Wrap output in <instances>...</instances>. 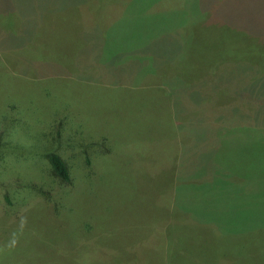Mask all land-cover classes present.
<instances>
[{"label":"rangeland","instance_id":"1","mask_svg":"<svg viewBox=\"0 0 264 264\" xmlns=\"http://www.w3.org/2000/svg\"><path fill=\"white\" fill-rule=\"evenodd\" d=\"M0 264H264V0H0Z\"/></svg>","mask_w":264,"mask_h":264},{"label":"trees","instance_id":"2","mask_svg":"<svg viewBox=\"0 0 264 264\" xmlns=\"http://www.w3.org/2000/svg\"><path fill=\"white\" fill-rule=\"evenodd\" d=\"M47 160L50 165L49 173L52 181L56 180L59 183L70 184L72 176L68 164L59 155L54 153L48 154ZM42 194L47 195L46 192H42Z\"/></svg>","mask_w":264,"mask_h":264}]
</instances>
